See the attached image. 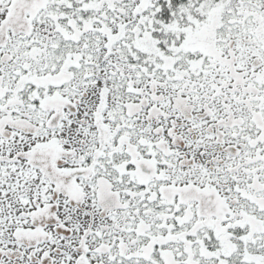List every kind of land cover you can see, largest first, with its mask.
<instances>
[{"label":"snow or ice","instance_id":"snow-or-ice-1","mask_svg":"<svg viewBox=\"0 0 264 264\" xmlns=\"http://www.w3.org/2000/svg\"><path fill=\"white\" fill-rule=\"evenodd\" d=\"M0 264H264V0H0Z\"/></svg>","mask_w":264,"mask_h":264}]
</instances>
